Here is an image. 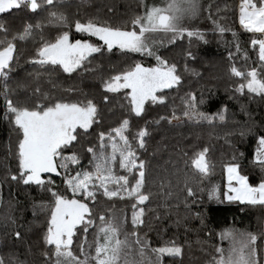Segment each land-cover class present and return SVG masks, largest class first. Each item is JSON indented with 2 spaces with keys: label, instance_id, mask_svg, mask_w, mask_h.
<instances>
[{
  "label": "snow or ice",
  "instance_id": "snow-or-ice-1",
  "mask_svg": "<svg viewBox=\"0 0 264 264\" xmlns=\"http://www.w3.org/2000/svg\"><path fill=\"white\" fill-rule=\"evenodd\" d=\"M142 6V13L134 15L119 27L97 19L76 20L69 24L67 16L58 11V0H0V14L13 10H25L37 15L47 13V25L56 28L58 33L51 39L41 35L39 47L28 61L37 69H62L71 75L84 68L86 62L91 63L90 58L97 54L113 53L114 49L121 53L153 57L155 66L135 62L118 74L101 80L105 104L111 99L109 94L123 92L129 115L142 117L149 103L165 104V97L158 93L181 84L176 65L169 64L157 54L156 35L163 34L169 43L185 37L207 43L202 32L188 26V21L200 15V0H163L160 4L143 3ZM213 23L221 35L230 31L226 26L215 21ZM239 24L246 32L254 34L250 43L258 53L260 68L242 71L232 66L231 75L240 81L236 91L243 94L247 90L248 93L264 97V0H260L259 4L254 0H241ZM43 27V24L28 23L21 33L9 36L8 27L0 22V83L3 84L4 118L13 126L18 137L15 151L17 173L10 178L26 186L35 185L50 196L49 204L39 205L40 211L47 213L45 264H164L165 257L182 259L184 250L175 241L160 247H150L140 234L145 224V207L142 206L148 204L152 196L146 190L149 162L138 155V150L147 151L146 138L150 136L147 127L138 130L130 139V119H123L120 126L109 133L101 132L99 151L87 148L92 154V170H85L80 166V156L74 148L79 139L99 122L100 111L93 100L48 101V97L44 96L43 101L48 102L29 106L26 102L12 99L8 81L16 68V41L35 38V29H39L42 34ZM73 27L76 33L94 37L102 43L87 39L73 42L70 38ZM232 36L236 51L239 52L237 33L233 31ZM188 57L196 59L191 52ZM248 59L245 52L244 60ZM185 70L189 71L187 67ZM203 102L202 99L198 101L195 94H189L182 116H177L173 111L168 122L184 118L196 123L202 120L212 123L216 117L199 109V104ZM160 119L167 117L162 116ZM219 119H224L223 114L219 115ZM109 148L110 152L107 151ZM207 152L208 149L203 148L190 157L193 175L205 177L210 173L213 166L206 160ZM253 163L264 173V135L258 137ZM117 166L126 174L118 173ZM226 173V198L229 202L264 206V181L257 186L251 185L248 176L241 174L239 163H229ZM53 176L61 177L66 185L64 192L58 190ZM175 176L178 183H183L186 195L194 197L196 192L192 187V176L184 173L181 177L179 171ZM171 186V179L160 181L161 188ZM66 192H70L71 196L66 195ZM98 194L108 200L131 201V231L128 230L126 215L104 212L94 216L89 202L95 204ZM210 198L219 200L217 189L212 190ZM80 225H83L81 231L85 239L78 244V250H74V237ZM90 227L96 229L92 244L87 243ZM14 236L17 240L23 239L19 230L14 231ZM261 237H264V232L258 236L246 231L225 230L220 234V239L227 240L228 247H216L209 264H264V239ZM0 264H4L3 258H0Z\"/></svg>",
  "mask_w": 264,
  "mask_h": 264
},
{
  "label": "trees",
  "instance_id": "trees-1",
  "mask_svg": "<svg viewBox=\"0 0 264 264\" xmlns=\"http://www.w3.org/2000/svg\"><path fill=\"white\" fill-rule=\"evenodd\" d=\"M239 2L212 0L207 9L211 22L226 26L230 31L221 35L213 27L212 31L204 34L207 43L185 37L159 50L158 55L169 64L176 65L181 84L158 93L165 97V104L149 103L142 117L129 115L123 92L109 94L111 99L105 104L101 80L118 74L135 62L155 66L153 57L121 53L114 49L113 53L97 54L90 58L91 63L86 62L84 68L71 75L62 69H37L28 61L39 47L41 35L51 39L58 33L56 28L47 25V13L37 15L25 10H13L0 14V22L8 27L9 36L21 33L28 23L44 25L42 34L35 29V38L16 41V68L8 81L14 101L26 102L31 106L54 99H91L98 106L99 122L79 139L74 148L80 156L82 168L92 170V154L87 148L99 151V134L109 133L120 126L123 119H130V139L141 128L147 127L149 130L147 151L138 150V155L149 162L146 190L152 193L148 204L142 206L145 207V224L140 234L150 247L175 241L184 250L182 259L165 257L164 264H209L215 248L221 245L219 233L225 227L245 224L251 226L253 234L259 236L264 232V206L227 202L224 198L225 173L229 163H239L241 174L248 176L251 185L257 186L264 181V173L253 163L258 137L264 135V97L248 93L247 90L243 94L237 92L239 78L230 72L232 66L242 71L260 68L258 53L250 43L254 34L242 30L238 24ZM254 2L259 4L260 0ZM142 5V0H58V11L67 16L69 24L76 20L97 19L119 27L134 15L142 13ZM233 31L239 39V52L236 51ZM70 38L72 41L87 39L102 43L94 37L76 33L74 27ZM189 52L196 59H190ZM245 52L249 56L247 61L244 60ZM186 67L189 71L185 70ZM36 89L39 91L36 92ZM189 94H195L198 101H204L199 104V109L216 117L212 123H196L184 118L179 123L168 122L173 111L177 116H182ZM44 96L48 97V101H43ZM220 114H223V120L219 119ZM162 116L167 119H160ZM4 117L3 84L0 83V258H3L4 264H45L47 213L40 211L39 205L49 204L50 196L35 185L26 186L11 180V175L17 173L15 151L18 137ZM203 148L208 149L206 160L213 166L205 177L193 175L194 169L190 166V157ZM107 151L110 152V148ZM177 171L181 177L184 173L192 176V187L196 192L194 197H188L183 183L177 182ZM117 172L126 174L118 166ZM52 178L58 190L64 192L66 185L61 177ZM168 179L172 180V186L161 188L160 181L167 182ZM214 188L219 191V200L210 198ZM65 194L71 196L70 192ZM89 206L93 208L94 216L104 212L126 215L128 230L131 231V201L108 200L98 194L96 203L89 202ZM82 228L83 225L77 228L74 250H78V244L85 238ZM16 230L23 234L22 240L15 238ZM95 232L96 229L90 227L87 238L94 236ZM257 243H260L259 239Z\"/></svg>",
  "mask_w": 264,
  "mask_h": 264
},
{
  "label": "rangeland",
  "instance_id": "rangeland-1",
  "mask_svg": "<svg viewBox=\"0 0 264 264\" xmlns=\"http://www.w3.org/2000/svg\"><path fill=\"white\" fill-rule=\"evenodd\" d=\"M212 0H200V5H201V12H200V15L191 20V21H188V26L192 29H196V30H199L200 32H202L203 34L207 33V32H210L212 31L213 27H215V25L213 24V22L210 21L209 17H208V12H207V9L209 7V3L211 2ZM143 3H148V4H152L153 2L155 3H163V0H142ZM241 3V0L239 2V5ZM144 10V9H143ZM238 24H239V8H238ZM240 26V24H239ZM240 28L242 30H244L241 26ZM245 31V30H244ZM156 40L158 41L157 45H156V51H157V54L159 52V50L167 45H170V44H173V43H169L168 42V38L166 36H164L163 34H157L156 35ZM163 41V43H159V41ZM182 40V39H181ZM180 40H177L176 42H178ZM74 42V41H73ZM175 42V43H176ZM183 120V118L181 120H173L172 122H176V123H179ZM190 120V119H188ZM190 121H194V120H190ZM195 122V121H194ZM200 122H206V121H200ZM218 190V189H217ZM219 193V191H218ZM228 193V181L226 182L225 184V192H224V198L227 202H229L226 198V194ZM233 202H237L239 203L238 201H233ZM1 206H2V183L0 182V209H1ZM117 216H120L118 215L117 213H115ZM228 229H235L237 231H240V232H251V226L249 225H245V224H241L240 226H229V227H225L223 228L220 233H219V240H220V247H223V248H227L228 247V241L227 240H223L221 241L220 239V234L222 232H224L225 230H228ZM252 233V232H251ZM95 236V235H94ZM94 236H92L91 238H87V243L88 244H92L93 242V239H94ZM85 238H83L84 240Z\"/></svg>",
  "mask_w": 264,
  "mask_h": 264
},
{
  "label": "crops",
  "instance_id": "crops-1",
  "mask_svg": "<svg viewBox=\"0 0 264 264\" xmlns=\"http://www.w3.org/2000/svg\"><path fill=\"white\" fill-rule=\"evenodd\" d=\"M225 177H226V182H227V173H225Z\"/></svg>",
  "mask_w": 264,
  "mask_h": 264
}]
</instances>
